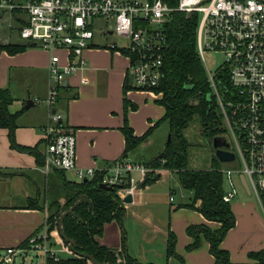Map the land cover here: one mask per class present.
<instances>
[{
	"label": "crops",
	"instance_id": "crops-1",
	"mask_svg": "<svg viewBox=\"0 0 264 264\" xmlns=\"http://www.w3.org/2000/svg\"><path fill=\"white\" fill-rule=\"evenodd\" d=\"M1 13L0 19L6 14ZM105 38L101 41L94 35L92 46L84 51L87 65L69 76L68 87L61 91L56 109L63 113L65 127L76 135L79 166L100 169L121 158L148 164L165 151L168 140L165 146L148 148L155 145L153 141L162 123L127 155L122 128L127 118L134 133L143 135L165 113L164 106L156 101L162 94L136 88L127 70L128 57L120 50L107 48L109 42L120 45L117 38H122L115 34L113 40ZM10 43H29L20 37L16 22L0 36V45ZM58 53L61 62L67 63L66 52ZM49 58L46 50L33 43L15 54L0 50V87L8 88L13 96L9 111L20 112L15 132L17 143L37 147L40 153L38 159L33 153L16 149L11 145L9 130L0 128V250L3 251L9 246H19L35 232H43L48 225L49 188L63 187L65 181L77 180H73L72 171L52 170L46 174L42 168L45 149L42 129L49 121V108L45 102L36 103L35 98L47 97ZM125 85L128 86L126 92ZM147 92H151L153 100L147 98L150 95ZM125 98L136 108L129 107L126 112ZM136 150L139 155L134 153ZM155 172L160 175L159 179H152L137 189L132 202L123 201L126 208L123 223L116 220L107 223L103 235L97 237L98 242L122 251V256L128 254L144 263L163 264L167 261L169 231H173L177 236L178 256H171L170 264H178L181 258L185 264H214L210 244L203 236L198 247L188 248L195 239L187 233V227L207 224L217 229L221 224L207 220L195 208L181 206L191 202L193 192L186 189L180 179L176 181V172L163 168ZM177 190L181 191L179 199L173 196ZM64 201L62 196L61 202ZM231 206L238 215L241 204ZM253 206L260 212V207ZM242 210L247 212L248 207L244 205ZM240 218L221 246L230 252L232 262L251 263L254 261L249 257L250 252L264 248V232L258 239L256 236V240L234 238L240 232ZM52 234L61 237L57 229Z\"/></svg>",
	"mask_w": 264,
	"mask_h": 264
},
{
	"label": "built area",
	"instance_id": "built-area-1",
	"mask_svg": "<svg viewBox=\"0 0 264 264\" xmlns=\"http://www.w3.org/2000/svg\"><path fill=\"white\" fill-rule=\"evenodd\" d=\"M175 10L199 15L197 50L220 108L229 150L241 163V169H221L227 184L223 200L236 198V176L241 181L244 175L264 212V0H179L176 7L165 0H0V12L13 16L8 27L14 22L19 27L26 20L18 28L20 37L50 55L47 97L35 98L36 103L45 102L49 108V121L42 129L43 171H72L78 181L102 174V183L120 186L122 200L136 192L153 169L125 158L100 169L79 166L76 135L65 127L64 115L56 105L61 91L68 87L69 76L87 65L84 51L92 46L94 20L98 18L107 21L104 35L115 34L125 40L121 45L109 42L107 48L128 57L127 70L135 87L154 93L162 77L164 25ZM59 51L66 52L67 63L61 62ZM211 52L225 56L216 69L206 59ZM222 70L229 72L235 99L226 98L218 85L217 75ZM47 228L33 234L27 247H7L0 260L11 263L35 251L44 257V264L58 261Z\"/></svg>",
	"mask_w": 264,
	"mask_h": 264
},
{
	"label": "trees",
	"instance_id": "trees-1",
	"mask_svg": "<svg viewBox=\"0 0 264 264\" xmlns=\"http://www.w3.org/2000/svg\"><path fill=\"white\" fill-rule=\"evenodd\" d=\"M171 7H176L179 0H165ZM17 15V12H15ZM22 20V19H21ZM26 23L22 20L19 27ZM199 23L198 13L187 14L182 11H172L166 24L164 32L166 45L164 48V61L162 65V77L155 92L162 94L156 99L157 103L163 105L165 113L155 124H153L143 135L137 136L129 125L127 118L122 130L125 135L124 154L135 149L145 141L153 131L163 122L169 124L171 139L167 142L166 155L162 159L154 160L148 165L152 171L148 173L150 182L157 173V168L168 169L178 174L182 185L193 192L190 203L187 206L199 210L207 220L219 222L221 226L213 229L207 224H193L187 227V233L195 240L188 246L189 249L200 245L202 236L209 242L210 251L213 254L214 264H264V248L259 251L250 252L249 257L254 262L234 263L230 252L221 246L226 234L236 225V216L233 212L231 202H225L223 195L224 175L221 172L222 162L214 155L211 166L205 169L189 167V143L185 136V130L196 120L201 129V134L213 139L223 136L225 127L223 118L217 103L216 96L205 70L204 64L197 50V28ZM31 43L0 45V50L6 49L15 54L23 51ZM217 82L224 96L235 99L234 88L230 81L227 70H222L217 75ZM128 86L125 85V92ZM13 102V96L8 88L0 87V128L9 130L11 145L20 151L30 152L39 159L37 147L22 146L17 143L15 132L17 119L20 112L11 113L9 105ZM136 108V105L125 98V111L128 108ZM64 172L62 170H58ZM103 175L97 174L88 181H65L63 187L55 186L49 189V205L47 217V232L52 243V232L59 230L58 225L61 215L82 198H88L89 202L78 205L73 213L64 218L62 231L64 235L75 242L73 255L58 261L50 260L49 264H90L89 260L82 256L84 253L93 255L97 261L109 264H155L144 263L138 259L119 252L115 248L102 245L97 237L103 235L105 225L114 220L123 223L126 208L119 194L120 186L114 189L101 188ZM62 196L65 198L61 202ZM200 202L198 205L197 203ZM60 233V231H59ZM36 234V232L34 233ZM28 237L19 246L27 247ZM123 238V246L125 245ZM177 236L169 231L166 257L163 264H170L171 256H178L176 252ZM66 245L68 243L65 242ZM53 245V243H52ZM178 264H185L184 259Z\"/></svg>",
	"mask_w": 264,
	"mask_h": 264
},
{
	"label": "rangeland",
	"instance_id": "rangeland-1",
	"mask_svg": "<svg viewBox=\"0 0 264 264\" xmlns=\"http://www.w3.org/2000/svg\"><path fill=\"white\" fill-rule=\"evenodd\" d=\"M12 18H13L12 14L8 12L0 19V36H2V34H4V32H6V30L8 29V25L9 23L12 22ZM106 24L107 21L104 19L98 18L94 20V35L97 39L101 41L106 39L105 38L106 36L107 39L111 38L113 40V35L105 36L102 32V29L106 26ZM117 40L120 45L125 43V40L123 39L117 38ZM206 59L208 61L209 66L213 69H216L224 62L225 56L220 52H211L206 54ZM147 93L150 94L151 92H147ZM147 96L148 99L153 100V96H151V94ZM226 135L228 136V133H226ZM168 136H169V124L167 121H165L160 125L158 134L155 140L153 141L155 145L149 146L148 148L150 150H153L158 146H165L168 140ZM185 136L190 145L189 167L196 169L209 168L211 166L212 157H214L213 142L211 139H208L201 134L200 125L196 120H194L190 124V126L185 130ZM232 148L234 149L233 146ZM134 153H136V155L140 154L138 150H136ZM222 166L223 168H232L236 170L241 169V163L239 159H235L234 161L231 162H222ZM174 178H176V181L179 180V177L177 175H175ZM73 180H76V178L73 177ZM236 181H237L238 194L236 198L231 201V204L234 203L241 204V210L238 211V215L240 216L244 215V217L242 218L239 217L241 221L239 226L240 232L236 233V236L234 238H239L240 240L252 238L253 240H256V236L258 239L259 235L263 234L264 232V212L260 207L256 195L249 194L247 190L243 187L240 179L237 176H236ZM224 188L227 189L226 182L224 183ZM173 196L179 199L181 196V191L177 190L176 193H173ZM167 198L169 197L167 196ZM244 205L248 207L247 212H244L242 210V207ZM253 205L260 207V212L254 210V208H252L254 207ZM234 214L236 216V220H239L238 215L235 211ZM236 226L237 225H235V227ZM52 239H53L52 246L57 254L58 259H65L73 255V252L65 244V241L63 240L62 237L59 236V234L54 236L52 234ZM3 254L4 251L0 250V257ZM0 264H44V257L41 254L34 251V252H29L25 256H18L15 259V261L11 263H5L0 260Z\"/></svg>",
	"mask_w": 264,
	"mask_h": 264
},
{
	"label": "water",
	"instance_id": "water-1",
	"mask_svg": "<svg viewBox=\"0 0 264 264\" xmlns=\"http://www.w3.org/2000/svg\"><path fill=\"white\" fill-rule=\"evenodd\" d=\"M4 12H2L1 14H3ZM27 107H29V105H27ZM171 139V135L169 134L168 136V141ZM212 142H213V149H214V155L218 158V160H220L221 162H231V161H234L235 160V153L233 151H230L229 148H230V143L227 139L226 136H216L212 139ZM166 155V152H162L160 153L159 155H157V157H155L156 160L158 159H162L164 156ZM150 163H148L147 165H149ZM160 177L159 174L155 175L153 177L154 180H158ZM149 180V177L147 176L143 181H141L138 185V189H141L146 183L147 181ZM84 181H88V179H84ZM241 183L243 185V187L250 193V188H249V185L246 181V178L244 175H241ZM100 187L101 188H105V189H114V186L112 185H107L105 183H102L100 184ZM124 202L125 203H130L133 201V195L132 194H127L125 197H124ZM83 202H89V199L88 198H82L80 199L76 204H74L72 207H70L68 210L64 211L61 215V218H60V221H59V225H58V229L60 231V235L61 237L63 238V240L69 244L70 246V250L73 252V248L72 246H74L75 242L73 240H70L68 239L63 231H62V228H63V222H64V218L65 216H67L68 214L70 213H73L74 212V209L82 204ZM82 256L86 257L90 263L92 264H109V263H102V262H99L97 261V259L91 255V254H87V253H84Z\"/></svg>",
	"mask_w": 264,
	"mask_h": 264
}]
</instances>
